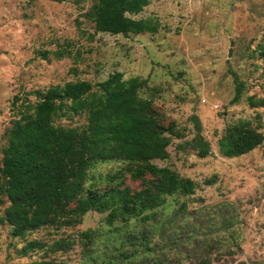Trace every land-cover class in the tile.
<instances>
[{
	"label": "rangeland",
	"instance_id": "obj_1",
	"mask_svg": "<svg viewBox=\"0 0 264 264\" xmlns=\"http://www.w3.org/2000/svg\"><path fill=\"white\" fill-rule=\"evenodd\" d=\"M94 1L0 0V158L10 122L34 101L30 91L77 79L95 84L118 71L123 79H144L141 95L179 127L182 135L170 139L167 158L152 162L189 178L193 191L168 195L153 214L126 223H107L106 212L87 211L76 225L45 226L23 238L0 224V264L42 258L64 264H264V138L238 156L217 149L225 126L238 120L264 136V107L248 105L250 96L264 97V61L256 46L264 37V0H149L132 17L154 19L156 31L126 35L94 30L83 15ZM55 51L64 54L57 58ZM233 75L242 88L230 103ZM194 118L207 143L204 157L194 145ZM119 164L98 163L94 181L101 185ZM124 182L137 186L128 177ZM86 229L92 233L84 244L79 234ZM59 237L73 244L65 251L17 252L26 240L48 245Z\"/></svg>",
	"mask_w": 264,
	"mask_h": 264
},
{
	"label": "trees",
	"instance_id": "obj_2",
	"mask_svg": "<svg viewBox=\"0 0 264 264\" xmlns=\"http://www.w3.org/2000/svg\"><path fill=\"white\" fill-rule=\"evenodd\" d=\"M62 2L64 0H50ZM149 0H95L83 15L95 31L109 34L154 33L157 23L151 18H134ZM264 61V37L257 45ZM64 51H55L59 58ZM45 57L44 52H40ZM234 90L230 103L240 96L242 83L233 75ZM145 80L126 79L118 71L91 84L84 79L66 81L34 89L33 102H26L17 118L10 122L0 158V224L9 226L12 237L45 226L69 227L81 222L87 211L106 212L105 221L126 223L144 219L162 205L166 196L191 194L189 178L181 177L168 166H157L153 159L167 158L166 147L172 137L182 135L179 127L141 95ZM16 99V97H14ZM251 107H264V97L248 98ZM83 117L74 125L55 123L59 118ZM194 145L197 155L207 154V143L198 133L194 118ZM264 136L238 120L225 126L217 139L218 151L238 156L258 146ZM117 161L114 170L105 173L101 185L91 170L98 164ZM128 177L136 187L125 184ZM92 230L80 232L82 243L90 240ZM73 240L59 237L46 245L38 239L26 240L17 252L25 256L36 250L65 251ZM24 264H64L54 258ZM236 264H246L239 261Z\"/></svg>",
	"mask_w": 264,
	"mask_h": 264
}]
</instances>
